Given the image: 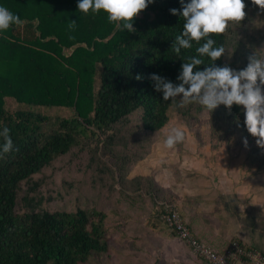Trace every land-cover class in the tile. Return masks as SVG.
Segmentation results:
<instances>
[{
	"label": "trees",
	"instance_id": "obj_1",
	"mask_svg": "<svg viewBox=\"0 0 264 264\" xmlns=\"http://www.w3.org/2000/svg\"><path fill=\"white\" fill-rule=\"evenodd\" d=\"M244 3V11L260 19L264 30V11L251 0ZM0 5L24 21L0 34V127L9 129L13 143L12 150L0 156V264H134L135 244L144 246L142 251L138 249V258L170 264L163 253L153 250L154 239L139 231L145 228L146 217L162 223L158 217L164 212V203L175 205L177 200L152 177L136 172L142 156L130 161L127 154L141 146V132L147 143L146 148H139L149 151L168 127L177 105L162 101L150 75L156 73L178 84L184 57L196 54L195 43L179 57L171 51L183 19L170 9L180 10V0H155L134 18L133 32L109 23L103 12H79L77 0H0ZM70 22L75 26L70 27ZM234 26L213 35L216 45L225 48L215 64L234 67L226 61L228 46L233 44L234 62L239 63L233 69L239 70L253 55L250 48L260 29L238 26L241 34L229 44ZM6 98L28 106L71 108L75 114L51 119L31 111L10 113L4 108ZM218 107L235 114L241 108L235 104L231 109ZM126 127H130L127 135L118 136ZM82 138L102 140L104 147L105 139L107 150H113L107 173V182L113 186L107 193L109 202L88 207L87 201L85 207L71 211L39 209L42 181L34 180L35 176L81 145ZM196 139L205 144L198 135ZM80 147L91 145L84 141ZM250 147L253 154L248 153L247 169L264 173V157L258 161V153L263 156L264 149ZM231 219L235 221V217ZM238 221L244 237L253 238L245 246L264 256L260 241L264 239V215L255 212ZM185 223L199 241L211 247L198 238L193 222ZM229 223L230 218L226 219ZM112 257L113 262L109 261Z\"/></svg>",
	"mask_w": 264,
	"mask_h": 264
},
{
	"label": "clouds",
	"instance_id": "obj_2",
	"mask_svg": "<svg viewBox=\"0 0 264 264\" xmlns=\"http://www.w3.org/2000/svg\"><path fill=\"white\" fill-rule=\"evenodd\" d=\"M154 2L155 0H77V9L83 14L103 12L109 23H115L122 31L133 32L134 18ZM251 2L264 11V0ZM180 4V10L170 9L172 15H179L183 19L182 30L175 36L171 51L179 57L182 50L191 49L195 43L196 54L184 57L176 77L178 84L156 73L151 74L149 79L153 82L154 91L161 94L162 101H171L178 107L196 102L210 113L220 105L227 109H231L234 104L242 106L247 132L256 138V145L264 149V57L257 53L250 55L246 67L239 70L215 64L224 54L225 48L216 45L213 35L223 34L232 24L244 19V0H180ZM23 23L19 15L0 5V34ZM75 24L70 22L69 26ZM205 58L210 63L205 64ZM201 65L207 66L201 69ZM0 138H3V143H0L2 156L13 148L6 126L0 127ZM184 138L183 130L173 127L165 136L163 147L174 149ZM244 143L247 144L246 138Z\"/></svg>",
	"mask_w": 264,
	"mask_h": 264
},
{
	"label": "rangeland",
	"instance_id": "obj_3",
	"mask_svg": "<svg viewBox=\"0 0 264 264\" xmlns=\"http://www.w3.org/2000/svg\"><path fill=\"white\" fill-rule=\"evenodd\" d=\"M253 15H248V12L245 11V24L244 22H240L241 24H233V26H236L233 28L232 40L229 44L234 42L235 39L237 40L239 34H241L239 31L240 29L237 28L238 26H243V28L246 27L249 31L253 28L257 30L260 29V32L253 37V48H250V52L252 54L257 53L264 57V30L261 27L262 21L253 17ZM233 49V44L228 46L226 61L229 63L233 62V64H235L233 68H235L239 63L234 62L235 56ZM244 66L245 65H242L243 68ZM97 84L96 82L93 90L94 95H96L97 92ZM4 101V108L10 113L18 110L31 111L41 116L50 117L51 119L55 117L71 118L74 117L75 114L74 110L71 108L58 106H28L19 104L12 98H6ZM240 107V113L235 114L230 110H224L219 107L210 113L206 110L204 111L196 102L187 104L183 107L175 105L170 123L167 129H164L166 132L164 131L163 134L158 137V140L151 144L150 149L155 147L154 144H156L160 138H165L171 128L179 127L184 130L185 133H190L193 137L195 136L194 138L198 135L205 144H210L211 148L215 149V151H220L225 147L244 151V164H246L244 166L247 169V162H249L248 153L253 154L251 150L249 152V146L255 149L258 146L255 142L256 138H252L245 128L243 109L242 106ZM217 109L220 111L219 113ZM91 116L92 113L87 115V117ZM135 124L137 123L135 122ZM201 124H205L204 127H202ZM129 129L130 127L120 129V131L117 132L118 136H126ZM139 138H141L139 141H142V143H139L141 145L139 147L145 145L144 148H146L147 142L144 141L145 137L143 132H141V137ZM245 138L247 139L246 145L244 143ZM117 139L118 138H116V140ZM250 139H252L251 144L249 142ZM84 141L87 145H91V151H89L91 148L80 147ZM94 141L95 139L89 140L82 138V140H80L81 145L75 147L68 155L58 158L51 166L44 169L41 175L35 176L34 180L38 179V181H42L38 189L40 195L37 198V200H41V205L38 206L39 209L49 211H71L75 210L78 206L85 207L87 201L89 202L88 207L95 206L97 203L103 204L109 202L110 197H108L109 194L107 193H111V188L113 186L107 182L109 179L107 173L109 172V163L112 161L110 159L112 158L113 150H107L109 143H107L105 139L104 143L107 144L105 147L102 140H100L101 142L99 143ZM139 147H137L138 150L133 149L127 154L128 160L133 161L137 155L142 156L141 160L150 156V150L146 151L144 148ZM199 147L201 149L203 144L201 146L199 145ZM252 147H250V149H252ZM258 157V161L261 162V158L264 157V155L262 156L258 153ZM262 181H264V173H260L259 182ZM27 187V184L24 185V190H26ZM30 195L31 193H29V196ZM81 201L83 203H81ZM84 202L86 203L84 204ZM146 222L145 228L141 229V231H139L138 228V231L140 234L154 239H152L153 243L151 245L154 248L153 250L163 253L170 264H202L199 261L202 259L195 256L187 245L184 247L183 245L176 244V242H179V239H173H177V237L165 225L157 222L154 223L150 218L147 220V217ZM135 245L137 246L133 249L131 255L134 264H152L151 260L153 259L151 258L142 260L137 257L140 256L138 249L142 251V247L144 246L140 248L139 244ZM193 255L196 259H193ZM113 260H115V258L112 257L109 261L113 262Z\"/></svg>",
	"mask_w": 264,
	"mask_h": 264
},
{
	"label": "crops",
	"instance_id": "obj_4",
	"mask_svg": "<svg viewBox=\"0 0 264 264\" xmlns=\"http://www.w3.org/2000/svg\"><path fill=\"white\" fill-rule=\"evenodd\" d=\"M183 132V142L174 149H165L164 138H160L135 171L169 189L185 221L193 222L200 233L198 238L218 252L234 238L244 245L247 240L253 241L244 237L238 220L243 222L255 212L264 215V181L259 182L260 174L245 168L244 151L228 147L215 151L210 144H203L200 149L201 143ZM228 218L230 223L226 224ZM260 241L264 244V239ZM176 244L186 245L181 241Z\"/></svg>",
	"mask_w": 264,
	"mask_h": 264
},
{
	"label": "built area",
	"instance_id": "obj_5",
	"mask_svg": "<svg viewBox=\"0 0 264 264\" xmlns=\"http://www.w3.org/2000/svg\"><path fill=\"white\" fill-rule=\"evenodd\" d=\"M163 213L158 219L174 232L175 236L185 243L191 252L209 264H264L263 254L254 248L233 240L222 251L216 252L211 247L199 241L185 223L183 216L176 205L164 203Z\"/></svg>",
	"mask_w": 264,
	"mask_h": 264
}]
</instances>
